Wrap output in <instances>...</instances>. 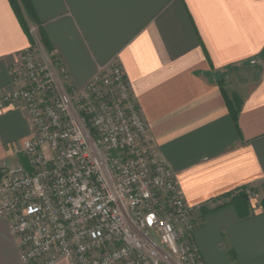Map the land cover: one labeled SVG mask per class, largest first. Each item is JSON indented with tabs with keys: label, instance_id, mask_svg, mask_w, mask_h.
Here are the masks:
<instances>
[{
	"label": "crops",
	"instance_id": "obj_1",
	"mask_svg": "<svg viewBox=\"0 0 264 264\" xmlns=\"http://www.w3.org/2000/svg\"><path fill=\"white\" fill-rule=\"evenodd\" d=\"M30 1L76 89L112 60L124 71L154 146L197 210L204 263L264 264V0ZM13 10L0 0V97L14 90L16 61L31 46ZM29 124L22 105L0 112V176L27 164L13 147ZM9 228L0 216V264H21Z\"/></svg>",
	"mask_w": 264,
	"mask_h": 264
},
{
	"label": "built area",
	"instance_id": "obj_2",
	"mask_svg": "<svg viewBox=\"0 0 264 264\" xmlns=\"http://www.w3.org/2000/svg\"><path fill=\"white\" fill-rule=\"evenodd\" d=\"M34 41L16 61L14 90L0 97V112L22 105L32 130L13 147L27 164L0 176V216L21 264H205L197 210L154 146L120 65L100 66L76 89Z\"/></svg>",
	"mask_w": 264,
	"mask_h": 264
},
{
	"label": "trees",
	"instance_id": "obj_3",
	"mask_svg": "<svg viewBox=\"0 0 264 264\" xmlns=\"http://www.w3.org/2000/svg\"><path fill=\"white\" fill-rule=\"evenodd\" d=\"M12 7H13V11L16 13V16L18 17L20 24L22 25V27L25 29L27 36L30 40V44L31 46H34L35 41L34 38L31 36L30 34V29L32 26H37L39 29V36H40V40L41 43L43 45V48L45 49V51L48 54L53 53V48H51L49 42L47 41L45 35H44V31L42 29V26L37 23V17L35 14V11L33 10V6L30 0H9ZM225 95V93H224ZM226 102L230 109V112L232 114V118H234L236 120V116H237V106L233 104V102H231L227 97H226ZM246 191L242 190L241 192L237 193V197H240L241 199H243L244 202H249L248 196L247 194H245ZM237 197H234L233 199H231L230 203L236 205L238 201ZM203 213H209V211H204Z\"/></svg>",
	"mask_w": 264,
	"mask_h": 264
},
{
	"label": "rangeland",
	"instance_id": "obj_4",
	"mask_svg": "<svg viewBox=\"0 0 264 264\" xmlns=\"http://www.w3.org/2000/svg\"><path fill=\"white\" fill-rule=\"evenodd\" d=\"M35 40H36V43L38 44V45H40L41 46V44H40V41H39V36H37V33H36V35H35ZM42 47V46H41ZM37 49H41L39 46H38V48ZM252 199L253 200H255V197L252 195Z\"/></svg>",
	"mask_w": 264,
	"mask_h": 264
}]
</instances>
